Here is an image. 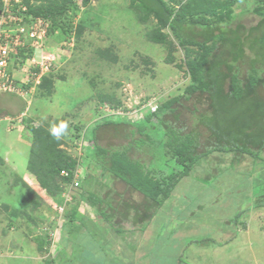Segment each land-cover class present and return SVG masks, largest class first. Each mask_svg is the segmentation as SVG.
Listing matches in <instances>:
<instances>
[{
    "label": "rangeland",
    "instance_id": "rangeland-1",
    "mask_svg": "<svg viewBox=\"0 0 264 264\" xmlns=\"http://www.w3.org/2000/svg\"><path fill=\"white\" fill-rule=\"evenodd\" d=\"M69 1L24 0V4L45 9ZM72 1L75 4H69L65 13L47 18L43 55L53 63L40 83L16 68L14 78L24 87L23 94L0 93V264H51L57 250L62 251L53 264H84L77 252L63 250L68 226L71 237L103 258L99 251L111 243H103L94 234L97 230L90 221L80 217L78 223L68 222L80 199L85 209L78 213L92 212L88 194L79 197L84 188L94 190L104 201L107 191H112V197H125L122 192L127 185L92 160L93 128L106 121L119 124L97 132L101 146L118 149L139 138L138 134L131 137L135 128L129 124H142L150 116L161 137L153 109L183 95L191 83L185 62L197 55V47H181L169 29L160 31L157 20L147 17L131 0H93L88 5ZM166 1L175 11L192 2V7L203 8L205 3L220 12L232 3L236 13L243 11L233 27L250 28L260 21L251 12L255 0ZM161 32L165 38L158 41ZM239 66L245 74L248 63ZM261 93L264 96V89ZM176 113L179 128L199 132L198 153L210 150L213 140L199 122L200 116L209 114L206 98H183ZM61 123L67 129L57 138L51 129ZM31 127L41 129L42 136ZM149 149L135 148L133 157L147 167L172 173L176 164L159 144ZM58 154L63 160H77L83 177L82 189L72 190L69 201L62 197L66 185H60V176L45 174L53 163H60ZM260 156L261 160L244 154L238 159L232 153L214 152L200 159L148 221L153 220L154 230L150 241H144L146 256L141 264L180 260L181 264H264V152ZM40 158L49 159L48 169L46 162L38 167L36 159ZM88 172L91 177L84 187ZM168 222L163 233L160 227ZM124 228L131 231L132 225L124 224ZM121 236H126V243L131 240L126 234ZM229 240L234 243L230 247L234 257H228V251L213 252Z\"/></svg>",
    "mask_w": 264,
    "mask_h": 264
},
{
    "label": "trees",
    "instance_id": "trees-1",
    "mask_svg": "<svg viewBox=\"0 0 264 264\" xmlns=\"http://www.w3.org/2000/svg\"><path fill=\"white\" fill-rule=\"evenodd\" d=\"M81 1L88 5L93 0ZM74 2L70 0L45 9L29 7L28 12L34 16L50 18L65 13L69 9V4H75ZM131 2L140 7L147 17L153 16L160 31L169 29L181 47H197L198 50L193 59L185 62L191 83L184 94L166 101L152 115L159 118L161 137H158L157 126L152 124L150 116L142 124H129L135 128V131H131V137L138 134L139 138L132 139L118 149L101 146L97 140V132L104 126L119 124L106 121L96 125L92 130L94 143L92 160L95 166L103 168L134 191L144 195L152 203L153 208L149 211L150 214L142 219L150 220L171 197L178 183L191 174L200 159L207 158L214 152L232 153L238 159L244 154L260 159V154L264 152V96L261 93L264 89V0L254 1L255 5L251 12L258 16L260 21L250 28L242 25L233 27L238 16L243 15V11L236 13L232 3L219 12L216 6L209 7L205 3L203 8L198 9L197 4L192 7L190 2L175 11L166 0ZM164 38L165 35L161 32L158 41ZM248 52L251 55H248ZM23 53L24 51L21 52V56H24ZM243 62L248 63L245 74L241 72L239 66ZM194 95L205 97L208 102L209 114L199 117L200 124L206 128L213 140V147L205 153H198L199 132L193 130L186 133L177 126L179 122L177 105H180L183 98L189 100ZM167 116H172L173 120H168ZM30 129L37 136H42L41 129L35 127ZM157 144L164 155L176 164L170 174L147 167L142 160L133 157L135 148L147 146L149 149ZM149 152L151 153L150 149ZM62 158L63 156L58 154L60 163H53L50 166L51 171L45 173L47 176H60L64 169L72 173L77 168V160ZM36 160L39 162V168L44 166L43 162L47 164L45 168H49V159ZM90 177L88 172L83 180L84 187ZM60 178L62 185L61 182L65 183L66 180L61 176ZM39 179L44 180L43 177ZM82 187L83 185L80 189ZM86 191V188L82 190L81 197H84ZM87 198L92 206L102 211V198L93 192H89ZM78 210L79 203L68 215V222L73 224L78 223L79 219L82 220L84 215L78 213ZM103 217L107 219L106 216Z\"/></svg>",
    "mask_w": 264,
    "mask_h": 264
},
{
    "label": "crops",
    "instance_id": "crops-1",
    "mask_svg": "<svg viewBox=\"0 0 264 264\" xmlns=\"http://www.w3.org/2000/svg\"><path fill=\"white\" fill-rule=\"evenodd\" d=\"M89 192L90 191H86L87 194ZM91 192H94V190ZM111 192L112 191H107L105 193V201L103 200L101 207L102 211L99 210V208L92 206L90 203V206H88V208L92 210L91 213L87 211H81L83 212L82 214L84 216H87V218L82 217V219H88V222L90 221V224H92L91 227L95 231L97 230V233L94 234L102 237L103 243L106 241L111 243L108 247H106V245L102 249V251H99V253L102 252L105 256L103 258H98L96 253L97 251H90L89 249L91 248L84 247L83 242L81 243L74 237H71V229H69L68 225L67 235L69 236V238L67 239V246L64 247L63 250L67 248L70 251L77 252L78 256L82 257L80 261L84 264H141V261H144L143 258L146 256L145 249H143L144 241H150L149 239L153 235L152 231L154 230L153 224H151L153 220L151 221V223H149V220L142 219V217L150 214L149 211L153 208V205L148 199L144 197V195L137 191H134L133 189L128 187V185L122 192L123 194H125L124 198H119V196L112 197L109 194ZM81 193L79 194L80 196L78 195L79 197H81ZM86 193L84 195H86ZM107 195L111 198H109ZM79 201V209H85L84 207H82L85 204L81 203V200ZM167 201L160 209H162L166 205ZM160 209L157 212H160ZM103 215L106 216L107 219H105ZM146 222H148V227ZM82 224L83 223L81 222V225H79L82 226ZM124 224H131V231H126L124 228ZM167 224L169 225L170 222L165 223V225H162L160 227L161 230H164L163 233H167L165 232L167 231L166 227H164L168 226ZM145 226L146 228H144ZM107 232L109 239H107ZM170 233L171 232H168V235ZM94 234H90V236ZM121 234H126L127 236L131 237L129 243L125 242L126 236H121ZM133 239L135 240V242L133 241ZM120 241H122V243ZM233 244V241L229 240L223 244L222 249L218 250V248L215 247L213 249V252L220 254L223 251H228L225 252L226 254H228V257H234V250L230 249ZM61 251L62 250H57L51 264H53L54 260H56V257ZM75 260L77 261V263H79L77 259ZM180 261H178L177 264H181ZM182 264L185 263L182 262Z\"/></svg>",
    "mask_w": 264,
    "mask_h": 264
},
{
    "label": "built area",
    "instance_id": "built-area-1",
    "mask_svg": "<svg viewBox=\"0 0 264 264\" xmlns=\"http://www.w3.org/2000/svg\"><path fill=\"white\" fill-rule=\"evenodd\" d=\"M48 27L47 18L29 14L24 0H0V93L23 94L24 87L14 78L16 68L28 72L37 83L51 68L53 62L43 55L42 47ZM60 176L66 180L62 197L69 201L70 192L80 189L83 177L77 168L72 173L64 169Z\"/></svg>",
    "mask_w": 264,
    "mask_h": 264
},
{
    "label": "clouds",
    "instance_id": "clouds-1",
    "mask_svg": "<svg viewBox=\"0 0 264 264\" xmlns=\"http://www.w3.org/2000/svg\"><path fill=\"white\" fill-rule=\"evenodd\" d=\"M66 129H67V124L61 123L58 127H53L51 129V132H52V134L54 136H56L57 138H59V135L61 134V132L65 131Z\"/></svg>",
    "mask_w": 264,
    "mask_h": 264
}]
</instances>
